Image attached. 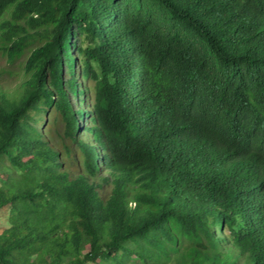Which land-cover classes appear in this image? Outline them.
I'll return each mask as SVG.
<instances>
[{"label": "trees", "instance_id": "16d2710c", "mask_svg": "<svg viewBox=\"0 0 264 264\" xmlns=\"http://www.w3.org/2000/svg\"><path fill=\"white\" fill-rule=\"evenodd\" d=\"M26 55L0 264H264V0H0V56Z\"/></svg>", "mask_w": 264, "mask_h": 264}, {"label": "rangeland", "instance_id": "374dc122", "mask_svg": "<svg viewBox=\"0 0 264 264\" xmlns=\"http://www.w3.org/2000/svg\"><path fill=\"white\" fill-rule=\"evenodd\" d=\"M36 45H38V43ZM26 58L27 55L22 60L18 61L16 64H10L7 61L6 57L0 56V87L2 89L14 92L16 89L19 88L18 85L20 84L21 79L23 78L22 67ZM75 70L78 76V81L80 83V91H84L87 86L91 89V91L88 92L85 90V94L80 95V97L73 98L71 96L73 107L76 111L82 110L83 108L89 109V106L93 102V83L92 81H86L82 78L80 65H77V67H75ZM46 120L48 122L46 125L42 126V131L43 133H45L46 138L50 139L51 143H55V135L57 134V132L63 133L64 126L62 125L61 121H59L58 113L55 110H52V112L46 116ZM85 120L87 124L88 119ZM80 124L82 125L83 122L81 121ZM80 137L85 142L89 140L91 141L90 133H85L84 131H82ZM0 226H8L7 215L4 213L0 216Z\"/></svg>", "mask_w": 264, "mask_h": 264}]
</instances>
